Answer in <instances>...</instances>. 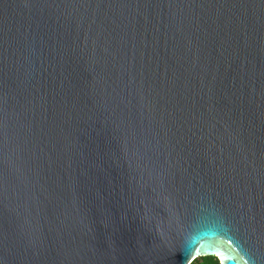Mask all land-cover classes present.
Segmentation results:
<instances>
[{"label": "water", "instance_id": "1", "mask_svg": "<svg viewBox=\"0 0 264 264\" xmlns=\"http://www.w3.org/2000/svg\"><path fill=\"white\" fill-rule=\"evenodd\" d=\"M201 256L264 264V0H0V264Z\"/></svg>", "mask_w": 264, "mask_h": 264}, {"label": "trees", "instance_id": "2", "mask_svg": "<svg viewBox=\"0 0 264 264\" xmlns=\"http://www.w3.org/2000/svg\"><path fill=\"white\" fill-rule=\"evenodd\" d=\"M189 264H219L213 256H201L191 260Z\"/></svg>", "mask_w": 264, "mask_h": 264}, {"label": "snow or ice", "instance_id": "3", "mask_svg": "<svg viewBox=\"0 0 264 264\" xmlns=\"http://www.w3.org/2000/svg\"><path fill=\"white\" fill-rule=\"evenodd\" d=\"M191 255V254H190Z\"/></svg>", "mask_w": 264, "mask_h": 264}]
</instances>
